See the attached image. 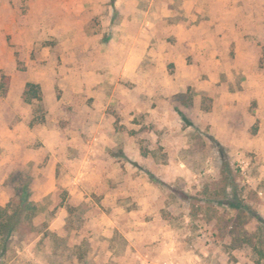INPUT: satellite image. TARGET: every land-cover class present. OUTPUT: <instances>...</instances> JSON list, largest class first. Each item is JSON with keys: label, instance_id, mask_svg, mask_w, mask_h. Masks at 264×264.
I'll return each instance as SVG.
<instances>
[{"label": "rangeland", "instance_id": "374dc122", "mask_svg": "<svg viewBox=\"0 0 264 264\" xmlns=\"http://www.w3.org/2000/svg\"><path fill=\"white\" fill-rule=\"evenodd\" d=\"M26 206L0 264H264V0H0Z\"/></svg>", "mask_w": 264, "mask_h": 264}, {"label": "trees", "instance_id": "16d2710c", "mask_svg": "<svg viewBox=\"0 0 264 264\" xmlns=\"http://www.w3.org/2000/svg\"><path fill=\"white\" fill-rule=\"evenodd\" d=\"M25 100L27 102H42V92L39 85L35 83H28L26 91L24 93ZM29 210V206L16 207L12 212L8 211V208H0V250L5 253L9 240L16 232L23 214Z\"/></svg>", "mask_w": 264, "mask_h": 264}]
</instances>
